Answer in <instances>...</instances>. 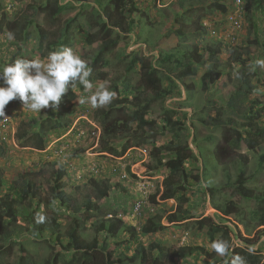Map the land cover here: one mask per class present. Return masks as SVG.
<instances>
[{
  "label": "rangeland",
  "instance_id": "obj_1",
  "mask_svg": "<svg viewBox=\"0 0 264 264\" xmlns=\"http://www.w3.org/2000/svg\"><path fill=\"white\" fill-rule=\"evenodd\" d=\"M108 1L88 0L86 4L76 5L75 0H65L64 4L74 2L76 6L62 15L61 24L77 17L71 28L67 46L73 47L88 61L92 69L89 79L94 84L108 82L113 91L117 84L122 90L121 94L116 96L110 105L93 109L89 104L80 105L78 102L79 98L90 95L82 85L77 84L74 92L70 88L59 106L64 111L63 117L70 122L66 129L52 128L56 112L50 108L42 109L39 114L27 109L23 111L21 101L14 99L19 102L10 110L11 124L7 128L0 126V136L5 138L2 145L3 155L0 157V215H3L2 207L6 195L19 200V204L14 207L15 213L5 219V227L0 230V245L11 247L7 264H15L18 261L21 247L25 248L36 264H48L47 260L56 254L59 255V264H66L73 253L67 232L73 227L75 220L79 223L83 221L88 204L92 206L89 213L91 219L80 229L82 238L87 242L94 237L109 242L113 255L121 257L123 264H141L139 260L132 263L128 258L137 252L138 244H142L149 251L155 243L165 249L193 245L209 251V255L205 257L196 254L180 259L179 264H203L204 260L213 262L217 254L211 250L208 241V222L204 221L202 228L198 223L205 218L229 225L233 247L254 248L264 261V227H257L249 221V214L257 209L258 202L239 197L234 193L233 187L239 169L243 167L250 178L248 186L260 197H264V162L260 165L264 155V141L254 150H237L232 161L219 165L215 161L214 151L221 140L222 131L204 125L208 120L231 119L246 130H254L256 125L264 128V67L255 65L256 60L264 59V0H246V38L242 45L241 42L229 44L227 34L222 33V40L226 44L219 45L218 63L209 59L207 53L204 55L201 48L207 42H214L212 39L201 37L199 40L198 33L192 34L194 31L180 37L175 34V29L179 27L176 22L184 19L186 14L187 18H193L191 21L194 22L195 29L200 26L202 20L210 19L218 25L217 30L220 32L223 27H228V23L225 20L226 15L220 16V12L216 13L218 11L214 10L213 3L223 0H186L182 5L177 3L179 9L187 10L179 11L182 13H175L176 9L173 11L172 5L157 10L158 4L154 1L139 0L140 12L126 17L137 18L141 27L137 35L139 41L135 44L129 35L118 36L117 43L103 56L104 61L108 62L103 68L97 59L100 43L88 44L87 37L98 31L101 23L100 9ZM59 2L61 0H58ZM54 3L55 0H0V13H6L10 21L26 25L28 32L13 40H8L6 32H0V67L18 57L46 59L39 52L36 21L34 24L29 21L34 19L33 7L40 6L41 26L49 34L54 33L57 27L52 26L47 14V7L53 6ZM253 16L259 24V44L250 43L254 42V36L249 31ZM116 36L114 33V38ZM141 43L145 44V47L137 46ZM45 45L43 50L47 53L49 51ZM196 46L199 47V53L204 55L206 63L199 67L196 77H186V82L193 85L189 97L187 89L177 77L193 69ZM166 54L173 55L170 60L164 62L162 60ZM141 57L149 58L152 64L160 69L159 75L163 79L164 98L153 102L146 116L147 120L156 122L155 126L143 131L137 129V123H134L131 131L115 137L103 135L101 120L104 114L111 110V106L114 108V111L111 110V118L120 113L118 109L123 103L130 105H126V108L138 114L142 110L143 104L133 107L136 101L127 100L135 95L142 96L143 93L138 88L141 78L140 65L137 64L134 69L128 70L132 60ZM183 65L185 67H181ZM244 65L255 66L259 75L252 80V112L246 119H241L226 108V103L231 93L240 85L237 76ZM103 74H106V77H103ZM167 77L175 79L176 84H172ZM127 83L128 88L125 87ZM2 84L3 81L0 80V85ZM71 93L76 94L75 101L69 100ZM147 95L151 97V93ZM116 104L119 106H115ZM170 110L178 113H171ZM257 111L261 112V117H257ZM184 112L188 113L185 119ZM167 119H179L186 123L187 143L198 156L197 160H188L183 166L190 176L184 186L185 192L182 193L187 201L182 204L176 199H163L165 180L174 186L179 183L180 178L171 176L166 167L157 164L161 156L155 159L150 155L153 147L165 145L171 140V134L167 131ZM34 120L38 122L33 123ZM41 121L46 129V149L39 151L23 147V144H32L29 138L34 132H38ZM93 123L100 126V134L94 133ZM19 136H25V143L19 142ZM109 139H112L111 144L118 150V155L100 152V148L105 147ZM146 140L148 143H145ZM61 149L64 154L59 153ZM59 166L64 172L62 184L67 198L64 204L54 200L56 171ZM122 174L128 177L122 179ZM23 178L33 183L34 186L29 187V190L35 189L36 198L21 199ZM106 180L110 184L108 196L100 197L93 182L102 183ZM137 198L143 200V207L139 214L134 215ZM231 201L239 211L235 218L225 219L216 208ZM185 210L193 212L195 218L175 223L169 221L172 214L179 216ZM34 212L46 214L45 225L50 224L52 217L56 218L59 224L58 242L50 239L49 229L43 234L32 233L31 217L36 220ZM160 212L166 213L162 220L165 228L152 235L144 234L142 227L147 219L157 216ZM123 216L125 225L135 230V237H130L122 228L115 244L116 241L108 238L105 233L97 232L102 222ZM239 219L244 221L237 222Z\"/></svg>",
  "mask_w": 264,
  "mask_h": 264
},
{
  "label": "trees",
  "instance_id": "obj_2",
  "mask_svg": "<svg viewBox=\"0 0 264 264\" xmlns=\"http://www.w3.org/2000/svg\"><path fill=\"white\" fill-rule=\"evenodd\" d=\"M77 4H86L88 0H75ZM74 2L70 3H58V0H55L53 6H48L49 9L47 14L52 21V26L57 27L54 33L50 34L43 29L41 26L42 23V12L41 7L36 6L34 8V19L29 21L34 24L36 21V28L38 30V48L40 55L43 57H47V55L62 46H67L68 39L71 35V28L73 24L76 22L77 17L70 18L61 24L62 15L69 9L74 8ZM182 4V3H181ZM213 6L215 7V11H219L222 13L227 12V7L218 2H214ZM46 8V9H47ZM1 11V10H0ZM138 8H136V0H109L108 3L102 6L100 9L101 23L99 25L98 31L95 34H91L87 37V43L93 44L99 42V49L97 54V59L101 62V66L104 68L108 65V62L104 61V54L110 51V48L117 43V37L121 35L130 34L135 30V21L128 20L127 15L138 12ZM246 16V14H245ZM250 34L254 36V42L259 44L260 36L258 34L259 24L257 20L253 16L251 18V22L249 24ZM247 30V27H246ZM196 31H201L199 34V40L201 37L206 38L205 28L202 26L199 28L196 27ZM0 32H12L15 37H23L26 35L27 27L24 24L16 23L7 19L6 13H0ZM114 33H116V37L114 38ZM189 30H185L182 26L175 31V34L178 36H184L189 34ZM197 35V33H194ZM247 35V34H245ZM208 38V37H207ZM46 44V45H45ZM44 45L48 48L47 53L44 52ZM220 43H210L207 42L201 48L204 51V55L207 53L209 59L213 62L218 63L217 54H219ZM243 50V49H242ZM196 51V52H195ZM203 54L199 53V47L194 48V55L196 58L193 59V69L189 72H183L181 75L177 77L179 81L183 83L185 89H187L188 96L191 97L190 93L192 91L193 85L186 82V77H196L199 67L205 65L206 59ZM173 54H166L162 61H168L172 57ZM193 57V54H192ZM237 62V61H236ZM139 64L140 65V85L138 88L142 90V96L135 95L131 99L134 100L135 105L133 107H139L141 104L142 110L138 114L136 111H132V109L126 108L127 103H123L121 107H119L118 111L120 113L116 114L113 118L111 115L114 111V108L111 106V110L104 114L101 125L103 129V135H108L111 137H115L123 132L131 131L133 128V124L137 123V129L147 130L152 129L155 126V121L147 120L146 116L148 115L152 103L164 98L163 93V79L161 78L160 69L152 64L149 58H134L130 65L128 66V70L134 69V67ZM185 67V65L181 66ZM251 65H244L241 67L240 72H238L237 81L240 85L236 88V90L231 93L227 103L226 108L233 114L237 115L241 119H246L247 115L252 112L251 104L253 101L250 100V96L253 89V77L259 75V71L255 68L254 71L250 70ZM232 69V68H231ZM103 77H106V74H103ZM167 79L172 83L176 84V80L167 77ZM128 88V83L125 85ZM117 93L116 96L121 94V89L115 85L114 88ZM151 93V97L147 94ZM77 99L76 94H69V100L75 101ZM142 99V100H141ZM18 100H13L9 103V105L5 108V113L9 114L10 110L13 109L17 104ZM254 105V104H253ZM115 106H119L116 104ZM171 113H178L173 110H170ZM255 114H258L257 117H261V112L257 111ZM64 111L59 107V110L56 111L54 118L55 124L52 128L66 129L70 122L66 120V117H63ZM188 113H183V118H187ZM168 133L171 134V140L169 143L161 146L153 147L150 155L152 158H158L157 164L161 167H166L171 176L179 177L180 181L178 184L171 186L169 185V181L165 180L164 182V190L165 197L163 199H176L179 201V204L185 203L187 200L184 198L183 192H185V184L188 181L190 173L186 172L183 168L184 164L188 160H197L198 156L194 153V151L190 148L187 143L186 135L187 126L183 120H168ZM37 120H34L33 123H37ZM238 122H233L231 119H224L221 121L216 120H208L205 122V126H209L211 128L221 129L222 137L220 142L217 144L216 149L214 151L215 161L219 165H223L228 161H232L233 157L236 155L237 150H241L242 148L256 149L260 142L264 141V128L256 125L254 130H246L241 128ZM45 124L41 121L40 126L38 128V132L33 134V136L29 139L32 140V144L27 146L23 144V147H30L39 151H44L46 149V129L44 128ZM51 129L50 127H48ZM25 135V134H24ZM25 136H19V142H23V138ZM112 139L107 141L105 147L100 148V152L110 153L113 155H118V150L114 148L111 144ZM145 143H148L146 140ZM130 147V146H129ZM127 149V148H126ZM124 149L123 152L126 151ZM4 149L0 147V157L3 155ZM200 152V151H199ZM201 155V153H200ZM163 156V157H162ZM166 159V161H164ZM264 162V155L261 158L260 165ZM245 166V165H243ZM130 171V168H128ZM64 178L63 168L61 166L58 167L56 171V180H55V201H60L61 203H66L67 198L65 196V188L64 184H62V179ZM250 178L246 175V171L243 167L239 169L237 178L233 184L234 193H236L239 197L244 198L246 200H256L258 202V207L256 210L249 214V221L254 223L257 227H264V197H260L256 194V191L251 189L248 186V182ZM94 186L98 190V194L100 197H107L108 191L110 189L109 181H103L102 183L93 182ZM103 185V186H101ZM34 186L32 182H28L26 179H22L21 182V199L27 200L28 198H36L35 189L29 190V187ZM154 199V198H153ZM19 204L18 199H14L9 195L5 196L4 204L2 207L3 215H0V230H3L5 227V219L13 216L15 213V206ZM47 209L48 204H46ZM92 206L88 204L85 207L86 214L83 217L82 222L74 221L73 227H71L67 232V239L69 241V245L73 253L70 255L69 260L66 264H123V259L121 257H116L113 255V250L111 249V245L109 242L100 241L97 237H94L91 241H85L81 234L80 229L82 226L91 219ZM225 219L228 217L235 218L238 214V207L235 205L233 201L229 202L225 206H217L216 208ZM38 212H34L33 214L36 216ZM166 216L165 212H160L157 216L148 218L145 224L142 227V232L144 234H155L165 227L162 224L163 218ZM195 216L193 212L188 210L183 211V213L179 216L176 214H172L169 218L170 222H182L194 219ZM31 224L33 228V234H43L48 229L51 231V240L55 242L59 241V233L58 228L59 224L57 223L56 218L52 217L50 219V224L45 225L37 224L35 218L31 217ZM204 221L208 222L207 228V237L208 241L211 244L214 240L217 239H226L230 242L231 248L226 256H219L215 258L213 262L208 260H204L203 264H231L232 259L239 255L244 257L246 260V264H264L262 260V256L259 255L256 251L249 252L250 248L244 247H233V239L231 236V228L229 225L222 222H214L212 219L205 218L201 222H198L200 227L202 228V224ZM230 221V220H229ZM243 219L237 220V222H243ZM124 228L123 232H127L130 237H135V230L133 228H128L125 225V222L121 219L112 218L108 220V222H102L98 228V233H105L108 238L113 241L119 240V233L121 229ZM263 235H264V228ZM4 233V232H3ZM11 247H5L0 245V264H7L9 255V250ZM21 255L18 258V261L15 264H36V261L27 253L24 247L20 249ZM151 252V254H149ZM208 256L209 251L206 248L201 246H193V245H185L178 248H163L160 244H153L151 246V250H147L142 244L137 245V252L131 257L128 258V261L135 262L137 260L140 261L141 264H179L180 259H185L187 257L193 256ZM48 264H59V255L56 254L54 257L50 258Z\"/></svg>",
  "mask_w": 264,
  "mask_h": 264
},
{
  "label": "clouds",
  "instance_id": "obj_3",
  "mask_svg": "<svg viewBox=\"0 0 264 264\" xmlns=\"http://www.w3.org/2000/svg\"><path fill=\"white\" fill-rule=\"evenodd\" d=\"M152 1L158 4L159 8L158 6H156L157 10L164 8V0ZM61 2L63 3L65 2V0H61ZM219 3L225 5L228 12L229 8L231 7L230 1L223 0L222 2L219 1ZM136 8H138L139 10L136 13H139V0H136ZM186 11L187 10H185L184 12ZM136 13L128 15H131L132 17ZM220 13L226 14L222 12ZM184 17V19H180L178 20V22H176L179 27L182 24L185 30H189L190 32L194 31L195 33H202L201 31H196L194 22L191 21V19L193 18H187L186 14L184 15ZM128 20L135 21V30H133L132 33L126 35H129L132 39L131 41L136 44L137 41H139L137 35L139 34L141 27L138 25L139 22L137 18H135V16L133 18L128 17ZM201 26L206 30L204 34L212 39L214 43H220L221 46H223V44H226V42L222 40L224 38L222 33H226L225 30L227 29V27H223V30H220L219 32L217 30L218 25L212 23V20L210 19H204V21L202 20L199 28ZM178 28H176L175 31ZM242 37L243 40L241 38L239 41H237L236 44H239V42H241L242 45V42L246 38V35ZM7 38L8 40H13L15 38L14 33L8 32ZM227 41L229 42V44H233L228 37ZM137 46L145 47V44L141 43L137 44ZM255 65L264 67V59L256 60ZM250 70L254 71L255 66H251ZM91 74L92 69L89 66L88 61L83 59L81 55H79L77 51L70 46H62L54 51H51L47 55L46 59L43 60L39 58L18 57L14 59L13 62L6 63L2 67H0V80L3 81V84L0 85V117H3L4 119L7 118L6 115L11 117L10 113H5V108L14 99H18L19 101H21L23 105V111L27 109L32 113L39 114L41 113L42 109L50 108L53 112H56L59 110L62 98L70 88L74 92L77 84L82 85L83 89L86 92L90 93V95L78 99L80 105L89 104L93 109L103 108L107 105H110L115 99L117 93L110 88L108 82L94 84V82L89 79ZM93 124L96 125V123ZM98 127L100 129V126ZM95 131L97 133L96 129ZM100 133L101 129L97 134ZM2 145L3 143L0 145L1 148ZM139 199L140 198H137V200ZM118 219L124 221L125 218L123 216L122 218ZM46 220L47 216L45 213L38 212L36 214L37 224L45 223ZM230 248L231 244L226 239H217L211 243V250L219 256H226ZM254 251V248L249 249L250 253ZM231 264H246V260L244 257L236 255L232 259Z\"/></svg>",
  "mask_w": 264,
  "mask_h": 264
},
{
  "label": "built area",
  "instance_id": "obj_4",
  "mask_svg": "<svg viewBox=\"0 0 264 264\" xmlns=\"http://www.w3.org/2000/svg\"><path fill=\"white\" fill-rule=\"evenodd\" d=\"M231 9L228 10L226 14L225 20L228 23V27L225 30L227 37L230 39V41L233 44H236L237 41H239L242 36L245 35L246 31V22H245V0H229ZM219 13V12H216ZM215 33V32H213ZM7 118L4 119L3 117H0V125L2 128H7V126L11 123L12 119L10 116L6 115ZM95 129L97 130V133H99L100 129L98 126L94 125ZM96 134V131L94 132ZM5 138L3 136H0V145L3 143ZM60 154H64V151L61 149L59 151ZM127 175L123 174L122 178H126ZM143 207V200L139 199L137 200L135 207H134V214H139V211Z\"/></svg>",
  "mask_w": 264,
  "mask_h": 264
},
{
  "label": "crops",
  "instance_id": "obj_5",
  "mask_svg": "<svg viewBox=\"0 0 264 264\" xmlns=\"http://www.w3.org/2000/svg\"><path fill=\"white\" fill-rule=\"evenodd\" d=\"M185 1L186 0H164V2H166V4H164L163 5V7H166V6H170V5H172L173 7L171 8L173 11H174V9H176L174 12H176V13H182V12H184L185 11V9L184 10H181V9H179L177 6H176V3H185ZM182 5V4H181ZM175 6H176V8H175ZM170 10V9H169ZM179 11H182V12H179Z\"/></svg>",
  "mask_w": 264,
  "mask_h": 264
}]
</instances>
